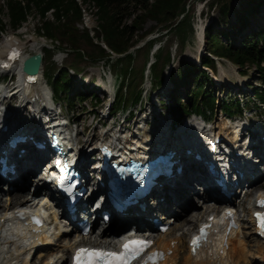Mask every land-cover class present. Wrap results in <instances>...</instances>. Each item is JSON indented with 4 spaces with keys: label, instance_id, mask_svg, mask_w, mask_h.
<instances>
[{
    "label": "trees",
    "instance_id": "16d2710c",
    "mask_svg": "<svg viewBox=\"0 0 264 264\" xmlns=\"http://www.w3.org/2000/svg\"><path fill=\"white\" fill-rule=\"evenodd\" d=\"M150 1L80 0L78 3L77 0H1L0 34L6 32L7 24L13 30H17L30 16H36L40 20L36 33L50 40L54 47L62 49V46L55 45L57 42L67 46L68 51L74 52L79 58L83 56L91 62L103 60L108 67L114 70L118 67L120 74L116 73V76L119 77L120 84L111 110V114H114L120 109L127 108L125 107L126 102L130 107L142 102L143 90H136L135 87L129 86L128 80L132 71L131 63L136 55L144 50L147 60L156 40L161 36L165 38L166 47L159 45L152 56L154 61L149 67L150 74L156 80V85H160L161 69L172 61L171 47L175 44L176 48H183L194 32L192 15L188 13L186 0ZM217 3H220L218 6L220 16L226 19L230 14L228 3L226 0H213L209 6L213 7V4ZM260 4L255 3L251 10L241 14L236 20L246 21L257 11ZM84 5L92 6L95 10L97 26L93 30L92 37L88 30H79L76 26L81 23L84 16ZM48 14L52 19L48 18ZM148 20L154 21L155 25H163L161 31H166V33L145 41L142 46L133 49L153 31V28L143 31V25ZM170 35L173 38L170 39ZM221 38L227 40L226 44L221 42ZM233 41L231 43L223 32L213 33L207 27L204 31L206 54L201 58V65L214 70L215 63L210 57L213 55L227 59L240 68L244 75L247 74L246 69L255 68L262 87L251 88V100L255 107L260 105L264 108V28L247 34L236 45ZM131 49L133 50L130 51ZM111 53L119 57L112 58ZM182 65L177 75L172 76L170 73L169 83L172 87L171 91H167L168 101L173 103V111L169 110L171 113L175 112L177 117L175 123H180L193 114L210 119L216 106L231 118L240 117L245 110L250 109V106L242 103L239 98L219 102L216 96L208 91L214 87V82L208 72L195 63H183ZM139 75L142 77V69ZM44 77L50 86L53 98L63 103L67 112L72 110L76 102L83 103L86 99L83 95L84 87L79 84L75 85L65 68L59 69L55 76L50 75L44 68ZM191 85H194V88L191 89ZM179 87H183L186 91L183 102L180 101ZM94 100L96 104V98ZM133 220L130 218L121 224L113 223L110 229L113 232L119 231L123 225L130 224Z\"/></svg>",
    "mask_w": 264,
    "mask_h": 264
},
{
    "label": "rangeland",
    "instance_id": "374dc122",
    "mask_svg": "<svg viewBox=\"0 0 264 264\" xmlns=\"http://www.w3.org/2000/svg\"><path fill=\"white\" fill-rule=\"evenodd\" d=\"M1 1V0H0ZM152 1V0H151ZM150 1V2H151ZM213 0H186V6L189 8L188 13L192 15V24L193 29L199 27H204L205 29L208 27L211 32L216 33L223 32L226 34L227 38L230 39V42L237 43L240 42L241 39H243L247 34H250L251 32L258 31L260 29L264 28V1L263 0H226L228 3L229 8V16L226 19H222L218 12V6L220 3L213 4V7H210V3ZM261 3L258 7L257 11L251 15L246 21L238 22L236 19L239 18L241 14H244L246 11L251 10V8L255 5V3ZM1 3V2H0ZM84 18L91 20L94 24H96L95 20V10L92 8V6L84 5ZM48 18L52 19L51 16L48 14ZM236 21H235V20ZM5 21L7 22V19L5 18ZM129 22V21H128ZM245 22V24H244ZM40 24V20L36 16H30L28 20L17 30H13L8 24L6 26V32L3 34H0V47L4 46L5 40L8 39L7 37H10V34L14 33L17 34L20 38L22 44L24 45L25 52L31 50L35 44L40 45L44 44L46 47L43 48V55H42V68H46L48 73L52 76H55L57 74V71L61 68H65L68 72V75L71 76V78L74 80V84L82 85L85 89L84 96L86 99L83 101V103H75V105L72 107V112L67 113L65 108L63 107L64 104L61 103V111L62 114L68 118L70 121L77 122L79 124V127L77 131H79L80 127H83L86 129L85 133V139L84 142L89 140V137L94 134V136H101L103 133L109 134V136H114L115 133L119 131H114L120 129H123V127L129 126L131 127L138 126L141 127L143 125L142 119H146V121H151V118L153 117L155 119L161 120L162 114H164V117L167 116V120H176V114L175 112L171 113L170 110L173 111V103L168 101V94L167 91H171V85L168 82V76L169 73H172V76L177 75L179 69L182 68L183 63H193L195 59L198 58V53L201 49H199V42L198 37L196 36V31L193 32V35H191L190 39L186 41V44L183 48H176V45L174 44L171 47L172 56H171V63L167 64L168 66H165L161 69L160 77L164 80L163 86L156 85L155 78L152 77L151 74L148 73V80L149 84L146 82L145 74H146V65L149 58L146 60L144 50H141L135 57L134 61L131 63V73L128 77L129 80V86L135 87L137 89H142L143 92L145 91V87L151 86V90L148 92L147 96L143 94V100L141 104H137L136 106L130 107L128 105V102L125 103L124 110L120 109L118 111V114L115 115L114 118L105 119V111H104V100L106 101V94L103 92L104 90H110L111 85H109V82L112 81V85L115 86V89L117 88V79H116V73L120 74V69L117 67L115 70L114 68H110L107 66V64L104 63L103 60L99 62H91L86 60L82 56V58H79L75 56L74 52H69L68 47L65 45L58 44L57 42L55 45L62 46V49H58L57 47H53V44L50 43L48 39H46L44 36L37 35L36 29L38 28ZM156 23L154 21L148 20L143 25V31H148L153 28V31L146 36L145 40H143L140 44H144L145 41L154 39L159 37V35H163L166 33V31H161L163 25H155ZM79 30H81V24L76 25ZM155 26V28H154ZM93 35L92 33L90 34ZM173 38L172 35H170ZM204 40V39H203ZM161 41V42H160ZM221 42L226 44L227 40L221 38ZM204 43V42H203ZM138 44L137 46H139ZM164 45L166 47L165 38L159 37L156 40V46ZM135 46V47H137ZM66 48V50H64ZM86 49V48H83ZM41 52V51H40ZM206 54V46L205 44L202 47V50L200 52V56H203ZM114 57V56H113ZM223 69L225 70L224 73L227 75V77L230 78V81H232L234 84L233 86H230L226 83H220L221 80L219 77V74L221 75L222 71H219V74H217L215 77H212V80L214 82V87L210 88L208 91H211L212 94L216 96V98L219 100V102H222L224 100L239 98L242 103H246L250 106V109H247L242 119L244 117H249L250 119L256 121L257 119L262 120L264 119V108L259 105V107H255L254 102L252 99V93L251 88L252 87H262L260 81L258 80V74L255 71V68H248L246 69L247 74L245 76H242L239 78L238 72L241 73L242 70L238 69L237 67L231 66V64L222 61L221 62ZM161 66V63H160ZM142 69V77L139 75V71ZM76 70H79V72H76ZM133 76V77H132ZM219 81H216V79ZM119 79V77H118ZM44 81V78H42ZM44 83V82H43ZM13 81L10 83L8 80L5 81L3 85V89H7V85L12 86ZM45 85V84H44ZM78 85V86H79ZM47 86V85H45ZM109 86V88H108ZM191 89L194 88V85L190 87ZM2 89V90H3ZM47 90L49 94L51 95L50 87L47 86ZM178 91L180 94V101L183 102L185 99L186 91L183 87H179ZM162 94V96L160 95ZM9 95H13L11 91H9ZM92 98H96V104L95 100ZM16 98L7 100L6 103L10 104L9 106L11 108L17 109V101ZM159 105L162 107V109H158ZM219 105V104H218ZM58 103L55 104L54 110L55 112L58 111ZM140 109V112H139ZM170 109V110H169ZM13 110V109H12ZM21 114L19 116V119H22V121H25L29 118V114L27 112L21 111L22 109H19ZM130 122L127 124L122 123V119L124 117H127L128 114ZM146 113V115H144ZM93 114L96 116L93 118ZM101 114V115H100ZM221 111L219 110L218 106L215 107V110L213 111L212 117L210 119H207L203 116H201L203 119H207L210 121L211 128L215 126V123L220 122L222 117ZM25 118V119H23ZM237 120V117H236ZM193 121V117H188V119H185L183 122ZM182 122V123H183ZM181 123V122H180ZM99 124L106 125L105 128L100 129ZM145 124V123H144ZM119 125V126H118ZM156 129V126H154V122L150 123L149 125L144 128V130H152ZM136 129H133L132 131H135ZM143 130V133H144ZM100 133V134H99ZM120 133V132H119ZM127 134V133H126ZM82 137V136H80ZM89 147L94 146H86L85 150ZM39 173V172H38ZM40 176V175H39ZM30 176H27V184L31 185V189H29L26 192V195H30L32 193V188H35L39 181L38 176L35 175L31 178H28ZM33 182V183H32ZM38 182V183H36ZM26 183V182H25ZM25 183L17 181L15 182V188L12 189L11 195H16L18 193L17 188L21 187L22 185H25ZM260 184H263L264 189V179L259 182ZM35 186V187H34ZM196 187V186H195ZM0 192L3 191L4 195L7 194L6 190H4L3 183H0ZM5 191V192H4ZM201 191L197 189H193V191H187L185 195L188 196L189 202L186 203V205H180L182 207L178 214L180 212L188 213L187 216L183 219L191 218L190 215L194 212V210L204 212L207 209L206 204L199 203V200L197 199L198 193ZM25 193V192H23ZM195 195V196H194ZM6 196V195H5ZM5 196H3V199H5ZM7 197V196H6ZM7 199V198H6ZM238 199L237 201H239ZM247 201V199H246ZM246 201H243L242 204L243 209L238 207L240 218L245 219L242 224L241 233H240V239L244 240L246 242V255L247 260L245 264H261L260 263V256L263 254V246L262 243L257 240L258 242L255 243L254 239H256L252 233L251 228L248 221V218L245 216V209L244 204ZM48 202L47 200L44 201V204ZM7 203V202H6ZM247 204V203H246ZM5 205V203H3ZM15 208L20 206V204H15ZM214 205V204H213ZM49 207H52L51 202L49 203ZM49 207L46 206L44 209L41 208L40 210L44 212L45 216L48 219H52L54 215H57V210H49ZM246 207V205H245ZM189 209V210H188ZM248 209V208H247ZM205 216V214H203ZM184 222L180 219V215H178L177 223L178 222ZM62 228L63 223L61 224ZM193 229V228H192ZM63 230V229H62ZM103 229L101 228V225H98V228L95 229L93 239H82L83 243L86 244H93L96 245L94 241H96V237L99 235ZM105 230V229H104ZM108 230V229H106ZM115 231V230H114ZM56 232V229L50 228V233ZM180 235L184 233L183 231H178ZM75 235V234H74ZM97 235V236H96ZM186 237L184 238V243L181 244L178 243L179 249L181 251L180 254H178L179 258L181 259L178 264H184V257L186 256ZM54 238V237H53ZM72 240H79L80 237L72 236L70 237ZM101 243V242H100ZM235 244L238 246V244L235 241ZM256 244L259 246H256ZM63 245V243H62ZM56 246V248H55ZM53 248L42 250L43 252H39L36 256L33 257V261L31 264H45V260H47L51 253H54V256L60 255L63 251L66 252L67 247L60 248L57 243ZM53 250H57L56 252ZM46 251V252H45ZM262 253V254H261ZM44 254V258L41 257V255ZM42 258V259H40ZM262 258V257H261ZM42 260L41 262L39 261ZM44 260V261H43ZM69 262V260H68ZM238 264H244V262H239Z\"/></svg>",
    "mask_w": 264,
    "mask_h": 264
},
{
    "label": "bare ground",
    "instance_id": "6f19581e",
    "mask_svg": "<svg viewBox=\"0 0 264 264\" xmlns=\"http://www.w3.org/2000/svg\"><path fill=\"white\" fill-rule=\"evenodd\" d=\"M202 29L203 27L198 26V29L196 32V36L198 37L197 40L199 42V49H201V42L203 41L201 37ZM12 41L14 42V40ZM6 45H7V41H5L4 46L0 47V53H3V48H5ZM45 47L46 46L44 44H40V45L35 44V46L31 50L27 51L26 53H23L22 61L36 54H41L42 56L43 55L42 51H43V48ZM21 68H22L21 64L16 65L14 68V72L18 73V77L20 78V81L25 77V73L22 72ZM220 70L222 71L221 75L219 74V77H220L219 80H221L220 83L228 82L232 84L233 82L230 81V78L227 77V75L224 73L225 70L223 69V66L221 65H220L219 71ZM36 78L38 81V86H40L41 92L45 96V99H49L46 86L44 85L43 80H42L43 78L42 68L40 69ZM10 86L11 85H7L6 90L3 88L0 89V122H3V121L10 122V120L12 121V120L19 119V116L21 114L19 109H22L21 111L29 113L27 107L30 108V106H41L43 105V103L47 104V101L45 102V100L42 101V103L40 102V100H38L41 98V92L38 88H35L34 91L26 99H23V98L20 99L19 97L20 93H18V90L15 92H12L13 95H9L8 88ZM18 86H19V83L16 84L17 89H18ZM108 92H111V89ZM13 98H16L15 100L19 103L17 105L18 107L17 109L12 108L13 110L11 109V111H9L10 116L13 117L9 120L8 114L4 112L3 109L8 108L10 105V104H7L6 101L13 99ZM152 120L154 122V126H156V129L144 130V133L142 135V140L139 142L136 141V137H134L133 134L134 135L140 134V131L142 130V128L138 126H134V125L132 128L136 127L135 131L131 130L132 132L128 131L125 133L117 132L114 134V136H111V135L109 136V134L107 133L105 135V133H103L101 136L98 135V137L104 138V140H108V141L111 140V142L112 141L117 142L119 145H122L124 149L131 148V146L133 145H134L133 147L144 146L142 145L143 141L144 142H147L145 140L151 141L150 138H153L154 136L158 137L161 142H164L163 139H166L165 141H167L172 136L173 137L180 136L181 132L185 133L189 131L190 128H191V131L197 132L195 133L196 136H198L199 129H202V130L204 129L205 131L211 132V133L212 131L215 130V134L221 135L222 138L225 137L227 141L233 142L234 145L236 143L238 136L240 137L242 135L243 138L246 137V133L244 131L245 129L244 125L236 127L237 126L236 124L234 123L232 124L231 122L224 121L223 117H221L220 122L215 123V126L210 128L209 130H207V128H204L200 122H195V121H192L190 124H188L190 127H183L179 129L182 125L180 126L177 125L176 129H172L171 128L172 122L170 120H167L166 118L161 119V120L156 119V122L154 118ZM22 122L25 123L26 120ZM33 122H37L36 116L33 118ZM242 124H245V123H242ZM178 129L180 133L178 132L176 134ZM258 129L260 131L263 130L262 126H258ZM230 135H233V136H230ZM88 141L83 142V146L78 150L79 157L80 158L82 157L83 159V161L81 162V167H83L85 162L88 160V156H86V151H90V150L92 151V150H95L96 148L94 146V148L89 147L85 150V147ZM190 142L192 143V141ZM237 146L238 148H240L239 145ZM28 147L31 149V147L28 144L24 146V148H28ZM46 154H50V152L46 150ZM212 156L213 158H211V160L213 161H215L216 159L218 160L222 158L221 156H218L215 153L212 154ZM232 157L233 159L237 158V157L235 158V156H232ZM32 158L33 157L31 155V151H27L26 155L22 159H16L14 156L13 164H14V171H16V173L14 176L10 177V181H8L9 184L11 185L10 187L12 188L9 189L8 192H6L7 194L5 195L7 197L4 195L3 191L0 192V213H7L13 209L24 208V207H28L36 211H38V209H41V208L44 209L46 206L49 207L50 190L49 188H47L45 183H43V185H37L36 187L34 186L35 188H32V193H30V195H26V192L29 189H31V185L27 184V180H28L27 176H30L28 178H31L35 175L36 177L38 176V178L36 179H38L39 183L42 181L40 177L43 174L44 165L39 159L37 158L32 159ZM250 162L255 163V161L252 162V160ZM200 173L201 171L198 169L195 175L190 169L188 170L186 168L181 178L175 181L172 185L162 188L158 193L159 197H161L163 201L162 203L157 205V207H159L160 211L163 210L164 211L163 213L172 214L171 218L167 219L166 222H168L169 220L170 221L173 220V224L168 229V231L164 235L159 236V239L155 242L157 247H160L165 250V253L167 250H172V255L170 257L165 256L164 260L160 264H178L177 262L178 247L172 246L173 244L172 245L170 244L171 242L170 238H173L172 240H177L181 244H183L185 236H188L189 234H191L192 228L195 227L199 222L203 221V219H200V217H202L203 214H205V216L203 217H208L209 215L219 213V207L215 204L213 205V199H214L213 192L215 191L214 189L212 190L208 186H206L205 183H202L200 178L197 177V175H199ZM8 177H9L8 175H5L3 178V181L6 182V179ZM258 179H259V176H257L254 179V181ZM17 181H19V183L20 182L22 183L26 182V183L25 185H22L21 187L16 189L18 190V193L16 195H11L12 189L15 188L14 185H15V182ZM86 182L88 181L86 180ZM194 184H196L197 185L196 188H198V190L201 191L197 195V199L199 200V203L202 202L201 204H206L207 209L204 212H201V211L198 212L197 211L198 207H197L196 210H194V212L192 213V215H190L191 218L183 219L187 216L188 213L183 214V212H180V214H178L179 210L182 208L180 207V205H186V203L189 202L187 201L188 196L185 195V193H187V191H191V190L193 191V189L195 188ZM259 186L260 185H258V187ZM244 192H245V195H244L243 201H246L245 200L246 197H251L252 195H254L255 190L253 187H251V183H249L248 186L244 188ZM3 196H5V199H3ZM93 196H94V193H92L89 196V198ZM46 200L48 202L44 204V201ZM3 203H5V205H3ZM246 203L248 204L247 208L249 209L252 206L251 200L249 199L248 202ZM15 204H20V206L15 208L14 207L16 206ZM49 210L54 211V208L52 209L51 207H49ZM12 213L13 212L9 213V216H5V217L0 216V264H31L33 261V257L39 254V252L41 251L40 247L36 248L33 251V256L31 257V259H28V256L30 255L32 248L36 245V241L38 240L42 243H45L48 240V238H50L48 242L53 243L54 238L48 235L41 236L40 234L36 235L35 233H32L31 228L27 226H21L20 223H18L13 218H11ZM145 214L146 215L152 214V211H148ZM178 215H180V219L184 222L179 221L177 223ZM161 218H163V216H161ZM2 219H4V222H1ZM52 219L54 220V223L57 225V227L61 231H63L60 226V220L58 219L57 215H54ZM220 224H221V221H215L216 226L213 228L214 233L212 234L209 242L196 255L194 256L191 255L187 249V255L184 257V264H238L241 261L244 262V264L247 263L246 262L247 260L246 259L247 258L246 246L247 245H246V242H244V240L238 239L237 233L239 232V230L237 232L236 230L231 231L230 234L226 237V246H222L224 235L219 236V234H217V232H219V229H220ZM96 225H97V220H94L93 226L96 227ZM68 227L64 228L65 231H63V233L61 232L62 234L59 232L60 231L59 230L58 233L56 232V235H54V237L56 238V243L60 248L64 249V247H67L66 252L63 251L60 255L58 254L56 256H54V253H51L49 258L45 260V264H69L66 255L71 249H73L77 240L74 241L70 238L72 237V234L73 233L76 234V232L69 231ZM111 230L112 229L110 228L108 230L103 229L100 233H98L99 234L98 236L96 235L97 236L96 241H94L96 242L95 243L96 246H99V245L111 246L113 244L112 243L113 237L114 235H117L118 233H115ZM179 230L180 231L184 230V233L180 235L179 233H177ZM93 237H95V235L90 236L88 239H93ZM235 241L238 244V246L235 244ZM254 242L257 243L258 242L257 239H254ZM256 246L258 245L256 244ZM262 252L263 254L261 253L262 254L261 257L264 256V246H263ZM42 256H44V254L41 255V257ZM40 259L39 261L41 262L42 260ZM180 260L181 259L179 258V261Z\"/></svg>",
    "mask_w": 264,
    "mask_h": 264
},
{
    "label": "snow or ice",
    "instance_id": "6c2138e0",
    "mask_svg": "<svg viewBox=\"0 0 264 264\" xmlns=\"http://www.w3.org/2000/svg\"><path fill=\"white\" fill-rule=\"evenodd\" d=\"M261 227L264 228V216L261 217ZM145 242L142 241H133L130 242L128 244L124 245V248L126 249V251H131L133 253H137L139 252L143 247H144ZM83 255H91L92 257L96 258H103L105 256H113L115 257L116 254L115 253H103V252H91L89 253L88 250H81V253ZM77 259H80V255L78 254Z\"/></svg>",
    "mask_w": 264,
    "mask_h": 264
},
{
    "label": "water",
    "instance_id": "95a60500",
    "mask_svg": "<svg viewBox=\"0 0 264 264\" xmlns=\"http://www.w3.org/2000/svg\"><path fill=\"white\" fill-rule=\"evenodd\" d=\"M41 69V55L36 54L28 58L23 65V70L25 73L30 75H36Z\"/></svg>",
    "mask_w": 264,
    "mask_h": 264
}]
</instances>
